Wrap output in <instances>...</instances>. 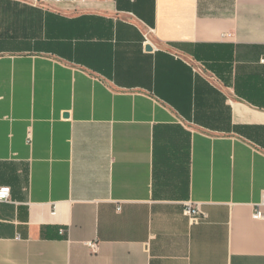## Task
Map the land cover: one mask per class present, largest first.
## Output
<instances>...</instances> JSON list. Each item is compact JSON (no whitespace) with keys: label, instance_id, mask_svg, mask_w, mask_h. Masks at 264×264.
Listing matches in <instances>:
<instances>
[{"label":"crops","instance_id":"crops-1","mask_svg":"<svg viewBox=\"0 0 264 264\" xmlns=\"http://www.w3.org/2000/svg\"><path fill=\"white\" fill-rule=\"evenodd\" d=\"M263 60L264 0H0V264H264Z\"/></svg>","mask_w":264,"mask_h":264},{"label":"built area","instance_id":"built-area-1","mask_svg":"<svg viewBox=\"0 0 264 264\" xmlns=\"http://www.w3.org/2000/svg\"><path fill=\"white\" fill-rule=\"evenodd\" d=\"M145 44H151L147 35H145ZM10 201H11V188L7 186L0 187V202H10ZM263 203H264V194H263ZM186 211L189 214L191 220L195 223L207 217L203 212H201V210L197 206H195V204L192 203L186 205ZM255 216L259 217L260 212H257ZM90 246L94 251L97 250V244H91Z\"/></svg>","mask_w":264,"mask_h":264},{"label":"water","instance_id":"water-1","mask_svg":"<svg viewBox=\"0 0 264 264\" xmlns=\"http://www.w3.org/2000/svg\"><path fill=\"white\" fill-rule=\"evenodd\" d=\"M147 50H151V47H147ZM65 117H68V114H65Z\"/></svg>","mask_w":264,"mask_h":264}]
</instances>
